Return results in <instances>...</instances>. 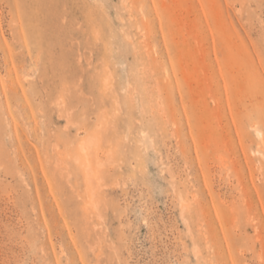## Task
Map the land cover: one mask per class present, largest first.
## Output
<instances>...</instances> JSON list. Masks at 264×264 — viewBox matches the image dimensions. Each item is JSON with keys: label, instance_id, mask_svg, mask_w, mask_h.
Masks as SVG:
<instances>
[{"label": "rangeland", "instance_id": "rangeland-1", "mask_svg": "<svg viewBox=\"0 0 264 264\" xmlns=\"http://www.w3.org/2000/svg\"><path fill=\"white\" fill-rule=\"evenodd\" d=\"M0 264H264V0H0Z\"/></svg>", "mask_w": 264, "mask_h": 264}, {"label": "bare ground", "instance_id": "bare-ground-1", "mask_svg": "<svg viewBox=\"0 0 264 264\" xmlns=\"http://www.w3.org/2000/svg\"><path fill=\"white\" fill-rule=\"evenodd\" d=\"M256 135H257L258 137H261V138H262V134H261V132L256 131Z\"/></svg>", "mask_w": 264, "mask_h": 264}]
</instances>
